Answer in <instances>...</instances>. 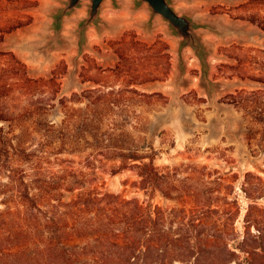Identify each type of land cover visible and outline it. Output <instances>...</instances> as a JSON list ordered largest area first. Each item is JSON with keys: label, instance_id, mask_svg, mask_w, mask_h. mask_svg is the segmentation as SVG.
Returning <instances> with one entry per match:
<instances>
[{"label": "trees", "instance_id": "16d2710c", "mask_svg": "<svg viewBox=\"0 0 264 264\" xmlns=\"http://www.w3.org/2000/svg\"><path fill=\"white\" fill-rule=\"evenodd\" d=\"M244 6L264 8V0H249L240 8ZM249 21L264 32V18ZM159 45L169 50L167 44ZM115 52L121 62L106 71L122 76L131 66ZM57 72L50 80H34L15 54L0 52V121L10 123L9 132L0 127V170L10 172L11 183L3 186L10 189V204L4 203L6 209L0 212V264H264V208L250 206L241 235L235 226L241 208L231 199L234 187L228 178L205 166L162 170L147 152L145 138L134 133H143L146 126L145 114L136 109L161 96L137 86L167 80V70L162 76L132 74L118 90L103 86L75 94L77 103L86 100L84 107L60 99L65 110L61 126L47 119L57 97H32L48 85L59 92ZM251 79L264 84V74ZM250 95L260 102L264 90ZM229 97L241 106L249 98L245 92ZM41 151L80 159L58 158L54 164L59 171L46 176ZM98 169L114 175L133 170L143 191L160 192L190 208L166 211L104 192L97 183ZM243 189L250 196L264 193L260 188Z\"/></svg>", "mask_w": 264, "mask_h": 264}, {"label": "rangeland", "instance_id": "374dc122", "mask_svg": "<svg viewBox=\"0 0 264 264\" xmlns=\"http://www.w3.org/2000/svg\"><path fill=\"white\" fill-rule=\"evenodd\" d=\"M139 1L106 0L100 23L88 28L86 41L80 44L79 28L88 16L90 2H83L66 16L57 30L56 19L65 0H0V52L15 54L34 80H50L53 71L58 70L55 79L60 84L59 92H55L54 85H48L42 91L35 90L32 96L57 97L47 116L55 126H61L65 119L60 99L67 98L70 106L84 107L86 100L81 98L84 103H77L75 94L82 96L87 90L103 86L118 90L132 74L162 76L167 70V80L137 86L141 92L161 96L136 109L145 114L146 126L143 133H134L145 138L147 152L162 170L181 165L205 166L228 178L227 182L234 187L231 199L237 200L241 208L235 226L243 235L250 206L264 208V193L250 196L243 189H264V118H258L264 114V98L256 102L259 98L250 95L264 90V84L251 79L264 74V32L249 21L264 18V8H240L249 0H171L180 15L191 16L199 26L197 32L206 48V62L202 66L190 47L179 56L182 39L173 34L160 16L151 19L148 6L139 5ZM133 44L152 48H137ZM159 44H167L169 50ZM116 50L125 56L122 63L127 61L131 66L122 76L106 71L121 62ZM239 92L249 96L244 106L229 97ZM130 122L134 124L133 120ZM0 127L9 132L10 123L0 121ZM39 155L52 162L48 164L42 158L46 176L59 171L54 164L58 158L80 159L76 154L45 155L41 151ZM97 174V183L104 192L166 211L184 205L190 208L191 204L169 200L160 192L143 191L141 179L133 170L114 175L110 170L98 169ZM187 175L182 173L181 177ZM9 176V171L0 170V212L6 209L4 203L10 204V189L3 187L11 185ZM70 197L67 193L66 200Z\"/></svg>", "mask_w": 264, "mask_h": 264}, {"label": "water", "instance_id": "95a60500", "mask_svg": "<svg viewBox=\"0 0 264 264\" xmlns=\"http://www.w3.org/2000/svg\"><path fill=\"white\" fill-rule=\"evenodd\" d=\"M83 2H90L88 16L85 18L79 28V43L86 41L87 30L90 26H97L100 23V15L106 0H65V6L62 8L56 19V28L59 30L61 22L66 16H69L80 8ZM139 5L146 4L151 11V19L160 16L166 22L173 34L182 39L179 47V56H182L183 50L190 47L196 57L200 60L202 66L206 62V48L201 36L198 34V24L191 16L178 13L171 0H140Z\"/></svg>", "mask_w": 264, "mask_h": 264}]
</instances>
